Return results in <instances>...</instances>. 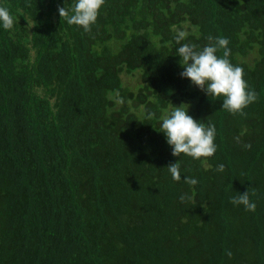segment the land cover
I'll return each instance as SVG.
<instances>
[{
    "label": "trees",
    "instance_id": "1",
    "mask_svg": "<svg viewBox=\"0 0 264 264\" xmlns=\"http://www.w3.org/2000/svg\"><path fill=\"white\" fill-rule=\"evenodd\" d=\"M75 2L0 0V264H264V0H106L87 33ZM179 30L228 38L244 115L181 77ZM170 104L215 125L211 168L172 156Z\"/></svg>",
    "mask_w": 264,
    "mask_h": 264
},
{
    "label": "clouds",
    "instance_id": "2",
    "mask_svg": "<svg viewBox=\"0 0 264 264\" xmlns=\"http://www.w3.org/2000/svg\"><path fill=\"white\" fill-rule=\"evenodd\" d=\"M105 2L106 0H76L70 8L65 6L58 8V13L60 18H64L68 24L79 26L87 33L97 22ZM14 24L15 20L9 9L0 6V27L10 31ZM188 35L187 31L179 30L175 38L176 43L180 45L176 52L180 57L179 63L183 67V71L180 73L181 77L188 79L198 89L205 91L208 96L223 97L222 108L230 114L244 115V109L257 101L258 94L249 89L244 79L243 68L230 62L231 52L228 48V38L217 37L214 43L200 49L193 43H181L186 40ZM207 40L213 41V37L208 36ZM219 50H223L222 56L217 55ZM187 109V105L181 104L178 107L172 106L170 111L166 110L160 117V131L165 135L166 142L172 149V156H188L211 168V165L207 164V158L212 157L217 150L214 143L215 125L209 123L206 126L204 123L198 122L188 115ZM151 115L153 114H150L149 118ZM167 169L173 180L181 179L179 161L170 164ZM216 170L223 172V164L218 165ZM185 183L195 186L198 181L187 177ZM184 199L185 197L181 196V200ZM230 202L233 205H242L245 210L251 212H254L256 208L255 203L249 199L247 191L233 196ZM226 255L231 258L232 253L227 251Z\"/></svg>",
    "mask_w": 264,
    "mask_h": 264
},
{
    "label": "rangeland",
    "instance_id": "3",
    "mask_svg": "<svg viewBox=\"0 0 264 264\" xmlns=\"http://www.w3.org/2000/svg\"><path fill=\"white\" fill-rule=\"evenodd\" d=\"M26 25H27V27H29V23H27ZM30 55H31V53H30ZM126 80H128V84H129V85H133V84L136 82V80H135V76H133V77H125V78H124V81H126ZM36 91H37L38 93H40L39 89H36Z\"/></svg>",
    "mask_w": 264,
    "mask_h": 264
}]
</instances>
